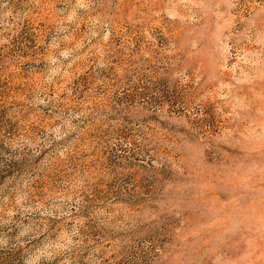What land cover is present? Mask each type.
Returning <instances> with one entry per match:
<instances>
[{
	"label": "rangeland",
	"instance_id": "1",
	"mask_svg": "<svg viewBox=\"0 0 264 264\" xmlns=\"http://www.w3.org/2000/svg\"><path fill=\"white\" fill-rule=\"evenodd\" d=\"M0 264H264V0H0Z\"/></svg>",
	"mask_w": 264,
	"mask_h": 264
}]
</instances>
